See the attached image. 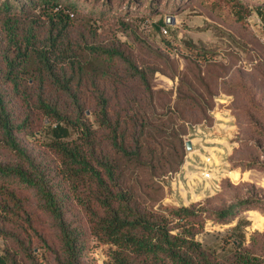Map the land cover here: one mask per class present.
Here are the masks:
<instances>
[{"label":"rangeland","instance_id":"1","mask_svg":"<svg viewBox=\"0 0 264 264\" xmlns=\"http://www.w3.org/2000/svg\"><path fill=\"white\" fill-rule=\"evenodd\" d=\"M58 1L63 24L54 16L58 9L43 0H0V48L12 45L25 50L31 40L29 47L45 49L59 38V49L76 53L83 62L87 73L80 90L84 114L100 139L107 131L96 121L99 110L93 78L108 99L113 120L136 114L143 119L141 144L148 162L123 165L124 181L136 199L166 213L174 233L220 258L235 248L234 238L239 237L240 249L264 262V0ZM70 3L76 4L75 12L68 10ZM97 47L124 52L147 75L151 92L126 74L120 62L109 65L88 51ZM36 85L29 80L24 87L34 91ZM6 89L18 123L28 125L17 134L20 146L36 162L56 164L48 146L55 122L35 108L33 99L28 102L23 88L18 94ZM221 113L233 118L228 134L217 131L215 116ZM196 132L211 134L213 141L204 147L220 149L213 162L201 164L211 170L212 178L207 180L201 178L202 168L185 170L188 157L198 147ZM221 135L226 137L224 152L214 141ZM0 162L20 163L1 132ZM185 173H192L196 196L185 184ZM20 193L34 226L56 249L52 224L34 192L21 188ZM241 200L249 205L235 217L221 221L212 217ZM179 207H191L192 214L177 218L173 211ZM88 242L82 264H115L108 245L93 237ZM36 244L40 249L34 248L38 260L33 264H48L52 252L35 238ZM6 246L0 236V255Z\"/></svg>","mask_w":264,"mask_h":264},{"label":"trees","instance_id":"2","mask_svg":"<svg viewBox=\"0 0 264 264\" xmlns=\"http://www.w3.org/2000/svg\"><path fill=\"white\" fill-rule=\"evenodd\" d=\"M43 2L53 10L60 4L58 0ZM3 5L10 7L6 1ZM67 8L75 12L76 4ZM58 12L54 15L57 21L65 23L60 9ZM261 16L264 20V13ZM11 42H15L14 36ZM30 44L31 40L25 50L12 45L7 50L0 48V132L20 161L16 166L0 162V236L7 241L0 264H33L38 260L34 248L40 249L35 238L52 252L48 264H82L89 237L109 246L115 264H264L261 258L240 249L243 241L239 237L234 238L235 248L220 258L200 243L174 233L175 226L166 213L143 206L124 181L123 169L125 164L143 166L148 162L141 144L143 119L136 114L118 115L113 120L108 99L93 78L99 110L96 121L107 131L100 139L84 114L80 90L87 73L78 55L59 49V38L45 49ZM88 51L109 65L120 62L126 74L151 92L147 75L124 52L104 47ZM29 80L37 84L34 91L24 87ZM6 86L15 94L23 88L28 102L33 99L35 108L55 122L48 146L56 164L42 165L20 146L17 134L28 125L18 123ZM21 188L34 192L48 216L58 242L56 249L34 226ZM248 205V200H241L215 211L212 217L218 221L235 217ZM173 212L181 220L192 214L191 207Z\"/></svg>","mask_w":264,"mask_h":264},{"label":"crops","instance_id":"3","mask_svg":"<svg viewBox=\"0 0 264 264\" xmlns=\"http://www.w3.org/2000/svg\"><path fill=\"white\" fill-rule=\"evenodd\" d=\"M215 118H216V124L218 125L217 131L222 130L224 134H228L230 130L233 128L231 125L233 118L226 116L224 113L217 114ZM195 135L198 137L195 138V144H198V147L194 148L193 151L191 152V155L188 157L185 165V170L202 168L203 170L201 172V178L205 179L203 177V173L209 171L210 173L209 179H210L212 178L211 170H208L205 166L203 168L201 164L207 165L208 162L209 163L213 162L216 159V153L218 154L220 149L214 147H210V148L204 147V145H202L207 143L208 141L210 142L213 141L211 138V134H207L205 132H202L200 134L199 132H196ZM214 141L221 144L222 146L221 151L224 152V149L226 148V137L221 135L219 139ZM183 179L185 181V184L189 188L191 195L196 196L195 186H194L195 183L192 178V173H185Z\"/></svg>","mask_w":264,"mask_h":264},{"label":"built area","instance_id":"4","mask_svg":"<svg viewBox=\"0 0 264 264\" xmlns=\"http://www.w3.org/2000/svg\"><path fill=\"white\" fill-rule=\"evenodd\" d=\"M203 177H204L205 179H208V178L210 177V173H209V172H204V173H203Z\"/></svg>","mask_w":264,"mask_h":264},{"label":"water","instance_id":"5","mask_svg":"<svg viewBox=\"0 0 264 264\" xmlns=\"http://www.w3.org/2000/svg\"><path fill=\"white\" fill-rule=\"evenodd\" d=\"M186 146H187V149H188V150H190V149L192 148V147H191V144H190L189 142H187Z\"/></svg>","mask_w":264,"mask_h":264}]
</instances>
